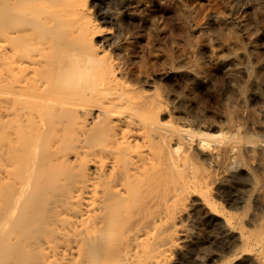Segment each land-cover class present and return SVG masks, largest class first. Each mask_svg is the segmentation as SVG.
I'll return each instance as SVG.
<instances>
[{
	"label": "bare ground",
	"instance_id": "6f19581e",
	"mask_svg": "<svg viewBox=\"0 0 264 264\" xmlns=\"http://www.w3.org/2000/svg\"><path fill=\"white\" fill-rule=\"evenodd\" d=\"M126 1L0 0V264H181L198 216L228 244L219 264H264V217L222 189L259 152L264 197V141L222 133L165 85L183 68L177 37L152 29L169 4ZM137 18L153 31L131 32Z\"/></svg>",
	"mask_w": 264,
	"mask_h": 264
},
{
	"label": "rangeland",
	"instance_id": "374dc122",
	"mask_svg": "<svg viewBox=\"0 0 264 264\" xmlns=\"http://www.w3.org/2000/svg\"><path fill=\"white\" fill-rule=\"evenodd\" d=\"M134 1L127 0L126 4L128 2V5H132V8L136 7L139 8L138 10H143V5ZM166 1L169 6L160 9L162 13L159 10L157 12L152 11L153 7H156L153 4L150 5L151 8L149 7L150 12L158 14V17L156 16L158 20L154 21L153 28L146 19L140 18L132 21L137 23L136 25L131 22L133 28L129 25L131 32L137 26L138 28L136 27L134 31L140 34L147 28H152L159 35V38L163 37L164 31L177 37L175 44L178 47L174 46L181 48L183 51L182 56L178 59L183 68H181L182 71L180 70L181 73H177L174 78L164 81L165 85L169 89L175 90L187 101L195 103L196 98L199 102H202L200 105L205 104L209 109H207L209 114L214 116L216 125L220 127L222 133L230 135L240 133L243 138L255 137L258 142L264 141V0H197L199 4L194 0L195 8L192 4L193 0ZM178 1L190 4L179 9H183L180 12H182L181 15H184L180 20H177L178 18L174 16ZM160 13L162 18L159 15ZM123 14L125 22H129L127 21L129 20L127 7ZM225 22H232L237 26L239 34L237 41L233 39H231V42L230 40L225 41L222 36V39L219 38V34L223 35L227 30ZM180 29L187 31L189 33L188 37L180 36ZM176 30H179V32ZM238 42L239 45L237 46ZM258 71L262 73L260 74ZM226 110L228 111L226 112ZM199 111L201 110L199 109ZM230 112H232V116L234 115L231 121L229 119ZM258 153L247 154L245 165L238 160L237 164L241 165L242 171L237 172V175H230L222 183L224 197L230 203L232 202L231 204L234 203L240 209L246 203L252 204V209L250 208L249 212L246 213V218L251 224L264 217V199H262L264 197L258 198V192L253 190V177L255 174H253L252 169L255 170L262 166L259 163L262 155ZM198 218L193 220L191 228L197 235L195 237H199V242H197L199 245L194 247L195 249L192 248L193 250L186 255L187 257H185L183 263L214 264L215 262V264H219V256L228 244L224 241L218 229L206 226ZM196 229L198 231L201 229L200 232L202 233L197 232ZM236 244V241L231 243V250ZM201 247L205 249V253ZM198 255H201V258ZM240 262L235 260L234 263L254 264V262L247 259Z\"/></svg>",
	"mask_w": 264,
	"mask_h": 264
}]
</instances>
